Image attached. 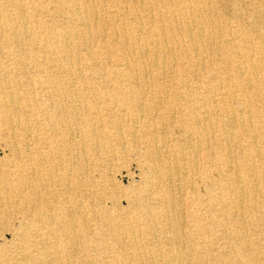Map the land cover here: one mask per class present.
<instances>
[{
	"label": "bare ground",
	"instance_id": "1",
	"mask_svg": "<svg viewBox=\"0 0 264 264\" xmlns=\"http://www.w3.org/2000/svg\"><path fill=\"white\" fill-rule=\"evenodd\" d=\"M33 1L0 0V264H264V0ZM187 185L223 250L182 244Z\"/></svg>",
	"mask_w": 264,
	"mask_h": 264
},
{
	"label": "rangeland",
	"instance_id": "2",
	"mask_svg": "<svg viewBox=\"0 0 264 264\" xmlns=\"http://www.w3.org/2000/svg\"><path fill=\"white\" fill-rule=\"evenodd\" d=\"M213 2V4H215V8L217 9V13L218 16L222 18V21L227 22L229 20H232L231 18V7H234L236 9H241L244 11H247L249 8L247 6V4L249 3L250 0H211ZM31 2V1H30ZM34 4H38L35 0L33 1ZM42 3V2H40ZM31 5L28 4L29 7H31L33 4L30 3ZM44 6L47 5L48 8L49 6H51L49 3H42ZM230 4V5H229ZM46 6V7H47ZM227 6V7H226ZM246 7V8H245ZM231 8V9H230ZM56 8H53V11L60 13L59 10H55ZM57 15L55 16V19L58 20ZM243 21H247L246 19H241V22ZM248 22V21H247ZM246 23V22H245ZM1 60V58H0ZM4 126V125H2ZM1 155V152H0ZM90 155V154H88ZM134 155H137V152L135 151H131L130 153H122V158H120L118 160V164H117V168L115 169V171H111L110 172V177L113 181V184L115 186L118 187V189H123L125 187H127L130 184H134L137 180H138V175H137V169L134 165ZM136 158V157H135ZM83 170V169H82ZM136 171V172H135ZM81 178L85 179L87 177V173L86 171L81 172ZM197 177V175H193L192 179H195ZM80 179V178H79ZM110 179V180H111ZM81 180V179H80ZM107 180L105 182V186L107 187V190H112L114 189V185L111 186L109 184V181ZM82 181V180H81ZM194 185L190 186H183L180 189H176L175 193L176 195H178L179 199H180V203L178 204L179 207V211L177 213V225L179 227L182 228V232H185L187 228H191L192 232L194 233V237L190 240L186 238V242L184 241L182 244L188 246L187 244H191L193 241L197 242L198 239H204V240H208V242L210 243V246L212 247V249H216V250H223L225 243L222 242L224 241L222 238L217 239L216 237H221V236H214L209 234L208 232H206V229H202L199 232H197V230L195 229L196 226L195 225H204V226H211V222L209 221V219L205 216V210L203 208V206L199 205L196 207L195 205L190 206V199L192 197L194 198H202V193L197 192L195 189H192ZM81 188V191H85L87 194L89 193V191L87 190V187L84 184L79 185V189ZM178 192V193H177ZM100 191L96 190L95 192L89 193V198L91 200L94 201L95 204L99 205L100 202L101 204L105 205L112 213H115L118 215L119 218H121L124 215L125 212V208H122L124 206V202L121 201L119 203V206L117 203V205H113V203L111 202L110 198L107 196H101L100 195ZM118 194V193H116ZM180 194V195H179ZM113 196V195H112ZM122 199L119 198L118 201H120ZM182 203V204H181ZM118 206V207H117ZM115 207L119 208L118 210L115 209ZM193 210V214L194 216H188V210ZM132 211H135L134 208L131 209ZM196 213V214H195ZM28 217H24V219L26 220ZM246 218V217H245ZM231 219L233 220V218L231 217ZM91 222V221H89ZM75 224H78L77 227H75L74 232H83L82 231V226L81 224L76 221ZM158 224H160V222H158ZM93 223L88 225V232L89 234H96L97 232L99 233V236H101L102 238H105L104 235V229L105 227H103L101 230H97L96 228L93 229ZM8 228H5V226H1L0 225V240H5L9 237V231H7ZM157 234L154 237V241H153V247L159 246L161 244V242H163L166 239L165 234H168L165 231H161V232H156ZM146 238H144L143 240H145ZM215 245L217 247H215ZM149 247V244H148ZM230 254V253H228ZM207 264H216L214 261H212L211 259H207L206 261Z\"/></svg>",
	"mask_w": 264,
	"mask_h": 264
}]
</instances>
